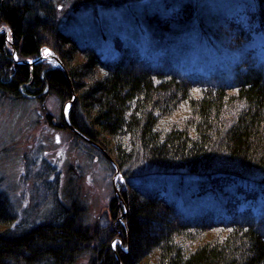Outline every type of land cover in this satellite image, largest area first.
Wrapping results in <instances>:
<instances>
[{"label": "trees", "instance_id": "1", "mask_svg": "<svg viewBox=\"0 0 264 264\" xmlns=\"http://www.w3.org/2000/svg\"><path fill=\"white\" fill-rule=\"evenodd\" d=\"M74 1L0 0V30L7 29L19 61L11 60L8 34L1 30L0 95L18 101L51 93L72 102L67 122L93 145L71 134L117 170L119 196L111 198L110 214L123 220L113 222L115 233L99 249L78 199L55 203L42 224L15 229L9 202L0 197V264H72L88 252L90 264H264V224L245 215L264 195L263 67L242 57L228 84L190 79L172 66H153L119 37L117 58L106 59L60 28ZM172 2L164 1L170 6L178 0ZM190 4L169 17L152 10L159 41L176 25L200 35L187 21L194 14ZM256 8L261 29L264 0H256ZM141 13L146 20V6ZM244 31H234L235 41ZM47 34L53 46L42 39ZM48 51L59 65L29 63ZM183 179L195 184L191 198L222 192L227 207L183 216L166 195ZM229 185L235 193L223 192Z\"/></svg>", "mask_w": 264, "mask_h": 264}, {"label": "rangeland", "instance_id": "2", "mask_svg": "<svg viewBox=\"0 0 264 264\" xmlns=\"http://www.w3.org/2000/svg\"><path fill=\"white\" fill-rule=\"evenodd\" d=\"M127 1L75 0L74 11L60 28L66 27V32L78 42L96 48L106 59L117 58L119 51L113 45L119 37L122 44L130 43L153 66H172L190 79L228 84L235 77L242 57L255 58L254 62L264 69V25L259 28L261 19L256 15V0H178V3L172 0L175 4L170 6L165 0ZM186 3H191L194 10L187 21L199 29L200 35L194 30L191 34L177 30L180 26L176 25L172 28L174 34L169 32L159 41L151 26L152 10L169 17ZM145 6L149 13L143 21L141 12ZM232 21L238 23L230 28ZM51 27V31H61ZM242 29L246 33L237 42L235 32ZM1 30L8 34L6 28ZM41 37L54 45L48 34ZM6 40L12 52L11 60L19 63L17 52L10 49V34ZM50 53H44L45 57ZM47 60L54 67V60ZM71 105V101L60 102L51 93L39 99L22 97L18 101L0 95V197L9 202L8 213L14 223L11 228L15 229L42 224L55 203L67 205L71 198L78 199L85 209V228L95 235V244L100 249L101 244L109 243L111 233H115L113 222L123 220L122 215L116 221L110 214V200L119 196L114 186L118 176H114L113 165L98 153L93 154L64 125ZM192 181L183 179L175 181L180 184L178 188L167 187L166 195L183 216L195 217L196 213L215 210L217 204L227 207L222 192L191 198L195 187ZM234 188L229 185L223 192L233 194ZM259 201L245 215L254 223L264 224V195ZM117 241L113 239L111 251H115ZM119 248L128 251L121 243ZM92 257L91 252L81 254L72 264H90Z\"/></svg>", "mask_w": 264, "mask_h": 264}, {"label": "water", "instance_id": "3", "mask_svg": "<svg viewBox=\"0 0 264 264\" xmlns=\"http://www.w3.org/2000/svg\"><path fill=\"white\" fill-rule=\"evenodd\" d=\"M48 58H49V59H52V60H56L57 64L59 65L60 61H59L58 59H56L55 56H53V55H48L47 58H45L43 55H41L40 57L37 58V61H35V62H30V64H38V62H41L43 59H48ZM66 124L68 125V128H69V130H70L72 133L76 134V135H77L78 137H80L83 141L86 140L87 143L93 145L90 141H88L87 139H85V137H83L81 134H79L74 128H72V127L68 124L67 121H66ZM114 176H116V177L118 176V175H117V170L115 171Z\"/></svg>", "mask_w": 264, "mask_h": 264}, {"label": "bare ground", "instance_id": "4", "mask_svg": "<svg viewBox=\"0 0 264 264\" xmlns=\"http://www.w3.org/2000/svg\"><path fill=\"white\" fill-rule=\"evenodd\" d=\"M260 225V224H259Z\"/></svg>", "mask_w": 264, "mask_h": 264}]
</instances>
